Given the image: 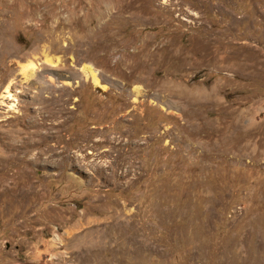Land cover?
Instances as JSON below:
<instances>
[{
  "label": "rangeland",
  "instance_id": "obj_1",
  "mask_svg": "<svg viewBox=\"0 0 264 264\" xmlns=\"http://www.w3.org/2000/svg\"><path fill=\"white\" fill-rule=\"evenodd\" d=\"M0 264H264V0H0Z\"/></svg>",
  "mask_w": 264,
  "mask_h": 264
}]
</instances>
